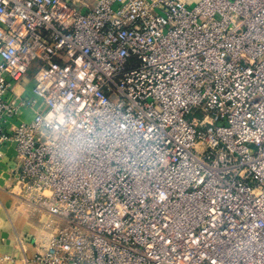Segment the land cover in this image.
I'll return each instance as SVG.
<instances>
[{"label": "built area", "instance_id": "2783aa9c", "mask_svg": "<svg viewBox=\"0 0 264 264\" xmlns=\"http://www.w3.org/2000/svg\"><path fill=\"white\" fill-rule=\"evenodd\" d=\"M9 143L36 264H264V0H0Z\"/></svg>", "mask_w": 264, "mask_h": 264}, {"label": "crops", "instance_id": "0c3cea01", "mask_svg": "<svg viewBox=\"0 0 264 264\" xmlns=\"http://www.w3.org/2000/svg\"><path fill=\"white\" fill-rule=\"evenodd\" d=\"M30 76L16 85L19 95H31ZM34 112L22 109L13 125L30 122ZM18 170L15 145L0 146V264H36L38 253L47 246L53 235L50 217L40 214L11 192L14 172Z\"/></svg>", "mask_w": 264, "mask_h": 264}]
</instances>
